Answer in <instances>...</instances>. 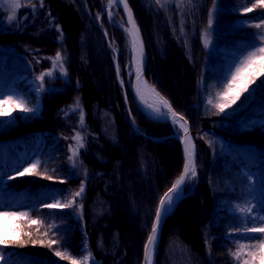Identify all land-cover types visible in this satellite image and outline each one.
Returning a JSON list of instances; mask_svg holds the SVG:
<instances>
[{
    "label": "trees",
    "instance_id": "1",
    "mask_svg": "<svg viewBox=\"0 0 264 264\" xmlns=\"http://www.w3.org/2000/svg\"><path fill=\"white\" fill-rule=\"evenodd\" d=\"M127 1L144 39L146 72L154 75L146 79L171 107L188 119L195 145L198 178L186 182L187 196L163 224L156 264H242L244 259L251 260L247 248L240 262L232 253L237 251L238 244H258L259 240L252 237L264 235L242 234L251 222H245L237 210L238 206H247L249 183L257 185L259 197L258 181L264 179V83H261L264 77L250 85L251 92L224 113L218 112L208 100L215 99L222 90L229 69L254 50V45H260L258 33L264 29L254 25L264 23L261 20L264 8L244 13L245 5L252 6L248 0H215L212 23L215 41L209 50L203 46L202 32L213 0L205 1L201 14L194 17L196 23L187 21L184 35L177 15H168L157 1ZM21 3L15 20L6 21V14L0 10V91L12 92L14 97L32 103L26 78L21 77H34L41 109L30 123L0 132V141L21 138L32 150L35 135L40 134L44 145L31 162H40L34 175H20L31 164L21 166L15 151L6 150L7 168L14 166L17 172L0 176V209L14 211L12 208L17 206L18 211L28 212L30 219L43 223L30 226L28 220L9 222V227L19 224L22 233L31 235H21L23 246H0V253L7 254L13 264H69L57 257L55 250L67 251L77 259L81 240L88 245L90 264H129L133 254L131 264H141L143 246L159 201L176 179L182 158L179 143L170 133L171 125L142 116L128 88L124 96L120 94L115 64L125 78L128 61L126 24L121 11L117 10L122 21L117 26L110 24L105 14L99 23L107 0H21ZM76 27V35L72 36ZM102 30L112 47L117 48L116 63ZM82 47L87 55L84 65L91 66L92 56L94 70L96 63L103 66L100 70H104L103 82L108 83L106 90L92 85L88 91L84 85L85 71L79 68ZM57 52L63 57L64 73L58 66L53 67L52 58ZM156 66L167 70L178 66L183 97L170 85L169 77L155 74ZM49 71L52 76H45L43 82L37 80ZM92 95L100 97L93 99ZM14 111L20 114L18 108ZM77 133L83 138V147L70 160V148L76 146ZM155 146L161 151L157 152ZM95 147L101 148L102 159L94 153ZM170 152L175 163L167 172L158 154ZM248 173L252 177L246 182ZM45 175L52 179H46ZM82 184L84 192L75 197ZM50 196H70L74 203L65 209H48L42 202ZM96 199L100 205L98 217L92 212ZM199 212L200 216L194 215ZM128 216L134 219L136 247L124 239L130 227ZM186 219L196 224L192 234L177 227ZM49 225L54 227L46 237ZM50 238L59 243L52 248L39 243ZM259 254L264 255V251ZM254 264H260L259 260Z\"/></svg>",
    "mask_w": 264,
    "mask_h": 264
},
{
    "label": "snow or ice",
    "instance_id": "2",
    "mask_svg": "<svg viewBox=\"0 0 264 264\" xmlns=\"http://www.w3.org/2000/svg\"><path fill=\"white\" fill-rule=\"evenodd\" d=\"M118 2H123V0H118ZM159 3L160 0H157ZM111 5L112 0H109ZM214 8L212 12H209L208 25L211 28L213 23V13L215 10V0H213ZM248 3H251V7L246 5L243 7L244 13H250L255 8L260 7L264 8V0H255L253 3L252 0H248ZM0 5L7 6L10 10L9 21L16 19V13L18 9L22 6L21 0H0ZM124 8L127 11L128 23L131 26L127 28L126 31L129 33L131 38V45L133 52L135 53L134 61L136 63V73L138 82L142 80V56H143V46L140 41L139 29L136 27L135 22L132 17L131 11L128 9L127 3H124ZM261 20L264 21V16L261 17ZM257 29H264V23H257L254 25ZM259 39L261 41L259 46H253L254 50H250L244 55L237 63L229 69L228 75L224 78L221 87L222 90L216 93L215 99L210 98L208 103L217 109L218 112L224 113L226 109L231 108L232 105H236L237 101L241 100V97L245 93H250V85L254 84L259 77H264V31L258 33ZM205 47L208 46V34L205 33L204 38ZM63 57L60 52H57L56 55L52 58L53 67H59L61 73H64V65L62 63ZM119 74V70H118ZM51 71L42 73L37 77V80L43 82L45 76H52ZM264 83V81H261ZM40 88L43 89V83L40 84ZM152 93L158 99L159 104H162L164 108L168 110V113L171 114L174 123H179L180 128L183 129L186 139H185V163L183 167V172L172 184L171 188L164 194V196L159 201V206L156 209L155 221L151 227V233L148 235L146 243L144 245V256L145 264H153V255L156 249L158 233L160 228V222L163 216L171 210L173 203L176 199L179 198L178 190L180 186L185 182L187 178L196 176L195 160H194V145L190 138H188V122L184 119L183 116H178V114L173 111L169 102L155 91V89H150ZM137 94L140 95L142 101L144 97L140 92V89L137 88ZM77 106H79V101L77 100ZM147 107L152 109L153 112L161 114L160 107L155 104H147ZM13 108H18L22 112H34L36 109L27 107V104L23 98L14 97L12 94L7 96L3 92H0V116H7L11 114ZM83 113L81 112V124H83ZM76 146L70 148L72 155L69 159H73L78 155V148L83 147V138L77 133L75 136ZM40 166V162L32 163L30 167L25 168L23 172L19 173L20 175H34L36 174V169ZM190 174V176H189ZM252 173H248L246 176V182L250 181ZM46 179H52V177L45 175ZM63 183V181H60ZM259 183V197H257V185L249 183V199L247 201V206H238L237 210L241 213L245 219V222H251V226H246L242 230V234L247 233H261L264 234V179L258 181ZM84 192V185L82 184L74 196L79 197ZM256 201V202H254ZM74 199H69L66 202L61 203V201L56 200L53 203H45L43 206L48 209H65L73 205ZM21 220H28L29 225H41L43 222L40 219H30L28 212L20 211H11V210H0V246L8 247L10 245H21L23 246L24 241L21 239V235H31L30 233H22V229L19 224L13 223L11 227H8L9 222H18ZM54 225H49L48 231L44 233V236H48V232ZM252 239L259 240L258 244H238L237 251L232 253L234 259L238 262L242 260L245 249H248V255L251 256V260L244 259L242 264H254L258 259L260 264H264V255L259 253L264 251V235L258 237H252ZM33 244L36 241L32 242ZM42 246L47 245V247L52 248L53 245L58 244L57 239H48L46 242L41 240L39 242ZM255 249V251H253ZM55 255L61 260H67L70 264H87L90 259L91 254L84 256L82 260L73 258L67 251H61L59 249L55 250ZM3 258V254H0V259Z\"/></svg>",
    "mask_w": 264,
    "mask_h": 264
},
{
    "label": "rangeland",
    "instance_id": "3",
    "mask_svg": "<svg viewBox=\"0 0 264 264\" xmlns=\"http://www.w3.org/2000/svg\"><path fill=\"white\" fill-rule=\"evenodd\" d=\"M155 1H157V0H155ZM205 1H207V0H160L159 4L163 6L165 11L168 13V15H170V16L177 15V18L179 19V23H180V30L182 32V35H184V34H186L185 25H186L187 21L189 20L190 23H196V19L194 17L198 16L199 12L201 14L202 9L205 8V6H206ZM211 3L213 5L210 6V8L208 9L209 12H212L213 7H214V3L213 2H211ZM215 6H216V4H215ZM107 8L108 9H107V12L105 15V19L108 22H110V24L121 26L122 21L118 15L117 9L115 7L110 9V4ZM0 10H2L6 14V17H7L6 21H8L9 15H10V10L7 8V6H3V5H0ZM208 20H209V18H208ZM65 25H66V23H65ZM77 29H78V27L72 29V36L76 35ZM101 29H103V28H101ZM140 31H141V29H140ZM206 32L208 34V40H209L207 47H205V43H204V38H205ZM69 33L70 32L68 30V34ZM141 34H142V32H141ZM102 35L105 39L106 38V32L104 30H102ZM202 41H203V46L205 48H207L209 50H211L213 48L215 37H214L213 32H212V26H211V28H209L208 22H207V25L204 27L203 32H202ZM125 47H126L125 51H126L127 60H128L126 62V66H125V68H126L125 70L127 73L133 68L134 52L132 49L130 38L128 37L126 32H125ZM81 49L82 50H81V56H80V60H79L80 61L79 62L80 63L79 68L81 70L85 71L84 80H85L86 84H84V85L86 86L87 90L90 91L93 87L92 85H94L97 88H101L102 90H106L108 83H107V81L103 82L104 70H100V68H102L103 66H99V63H96V65H97V66H95L96 70H94V66H93L94 63H92V62L93 61L95 62V60L92 56H91V60L93 59V61L91 62V66H90V64L88 66L84 65L83 59L87 57L86 52H85L86 48L84 49L82 47ZM114 51H116V53H118L117 48L115 46H114ZM145 53H146V66H147L148 57H147L146 49H145ZM177 67L173 66L172 69L171 70L168 69L169 70L168 71L163 66H159L158 68L156 66L155 74L156 75L158 74L159 77H163V75H165V77H169L170 85L173 87V89H175V91L178 95L183 97L184 93H182L183 91L180 88V86L182 85L181 84L182 79H181V76L179 74H181V73L179 71L180 69H178ZM152 76H154V75L152 74ZM152 76H151L150 72H148V73L146 72V67H145L144 74H143L144 79L142 81L149 83L152 86V88H154L156 90V92L159 93V95H161L160 92L155 88V86L153 84H151L146 79V77L150 78ZM21 78L22 79L26 78L25 84L28 86L27 90L31 91V93H32V101L33 102L32 103L26 102L27 107L34 108L36 110L34 112H29V113L20 111V114L17 115L14 111V108H13L11 110L10 115L0 116V132H8L11 129L17 127L19 124L30 123V121H32V119H34L40 112L41 102H40V97H39V89H38L37 83L35 81V78L34 77H27V75H23ZM120 83L122 84L120 94L122 96H124L127 93V91H126V89H127L126 77L124 78L123 76L120 75ZM0 92H3L5 96H7L9 94H12L13 96L15 95L12 92H9L6 90L0 91ZM92 96H93V99L100 97V95L99 96L98 95H92ZM17 97H19V96H17ZM103 97L105 99L108 98V96H103ZM132 100L135 104L134 99H132ZM135 106L138 109V111L140 112V110L136 104H135ZM172 109L176 113H178L179 115L183 116L187 120V122L189 123L188 119L184 115L179 113L175 108L172 107ZM141 115L144 116L146 119H148L144 114L141 113ZM140 117L138 119H140ZM135 119H136V117H135ZM142 122H143V120H142ZM143 124L149 126L147 123H143ZM189 126H190V123H189ZM149 127L153 128V126H149ZM153 129H155V128H153ZM190 132H191V128H190ZM103 133H104L103 135L105 137L106 133L105 132H103ZM170 133L173 136V131ZM43 145H44V139L42 138V136L40 134L35 135V143H34L32 150L28 149V146L24 143V141L21 138H16L14 140H9V141H0V175L5 176L9 172L10 173L17 172L16 167H12L9 170L7 169V166L5 163V152H6V149L8 147L12 148L15 151L17 158H18V161H19V164L21 166H26V165L31 164V162L35 158V156L41 151ZM99 146H101V145L99 144ZM105 147L108 148L109 146L106 144ZM151 148L153 149L154 147L151 146ZM179 148H180V152H181L182 165L180 166V171H179L178 175L176 176V179L180 175V173L182 171V166H183V156H182V151H181L180 145H179ZM156 150H157V152L161 151L160 149H157V147H156ZM94 153L100 159H102L104 157V155L102 154L103 152H102L101 148L95 147ZM116 155H118V153H116ZM116 155H115V157H116ZM158 156L160 157V163L166 168L167 172H170L171 168L174 166V163H175V157H174L173 152L168 153V155H165V154L163 155L162 153H160V154H158ZM197 178H198V173H197V169H196V176L190 177L188 180L189 181H195ZM175 180H174V182H175ZM69 199H73V198L70 196H68L66 198H61L58 196H50V197H46L44 199L43 205L45 203H53L56 200H59V201H61V203H63ZM95 203L96 204L92 207V212H93L94 216L98 217L97 215L100 214V210L98 208L100 206L98 203V199L95 200ZM113 204H117V202L114 201ZM19 209L20 208L17 206L12 208V210H14V211H18ZM0 210H5V209H0ZM194 215H196L198 217V216H200V212L195 213ZM127 218L129 219L128 223L130 224V227H129V231L127 230V233H126V236L124 239L127 243H130L131 246L136 247L138 237H136L135 232L132 231V225L134 224V219H132V217H130V216H128ZM186 220L178 223L177 227L184 233H190V234L194 233V230L196 229V224H194L192 220H187V221ZM9 226H10V224L8 225V227ZM0 230H3V229H0ZM160 235H161V233H160ZM79 242L81 243V246L79 247L80 253L77 256V259L82 260L84 256L89 255V248H88V245L86 244V242L81 241V240ZM112 247H115V244L112 245ZM133 247H131V250L133 249ZM143 248H144V246H143ZM111 250H113V249L111 248ZM156 251H157V249H156ZM142 255H143V253H142ZM134 257H135L134 254L131 255V259H129V264L134 262ZM90 261L91 260L89 259L87 264H90ZM141 261H142V258H141ZM141 261H140V263H141ZM0 264H13V263L8 258V255L3 254V258L0 259ZM62 264H68V263H62ZM137 264H139V263H137Z\"/></svg>",
    "mask_w": 264,
    "mask_h": 264
},
{
    "label": "water",
    "instance_id": "4",
    "mask_svg": "<svg viewBox=\"0 0 264 264\" xmlns=\"http://www.w3.org/2000/svg\"><path fill=\"white\" fill-rule=\"evenodd\" d=\"M115 6L120 9L122 15H123V18H124V21L127 25V28H130L131 26L129 25L128 23V15H127V11L125 10L124 8V3H127L128 5V9L131 11L132 13V17H133V20L135 22V25L136 27L139 29V35H140V41L142 42V46H143V56H142V80L144 79L143 78V74H144V70H145V67H146V53H145V44H144V40H143V37H142V34H141V31H140V28H139V25L136 21V18L134 16V13L130 7V5L128 4V1L127 0H123V2H118V0H113ZM129 35V33H128ZM130 37V36H129ZM131 40V38H130ZM141 80V81H142ZM137 80V73H136V70L134 71L133 73V78H132V82H131V85L129 86V89H130V92L132 94V97L135 101V104L137 105V107L139 108L140 112L142 114H144L148 119H150L151 121L153 122H157V123H169L171 125V129L173 131V137L179 142V145L181 147V151H182V156H183V166H182V171L181 173L183 172V167H184V163H185V152H184V148H185V139H186V136H185V133L182 132V135H181V132L180 130L178 129V123H174L173 122V119L171 117V114H169V116H165V115H161V114H157L155 112H153L152 110H150L144 103L143 101L141 100V98L138 96L137 94V88H138V84L141 82ZM152 87V86H151ZM154 89V88H153ZM156 91V90H155ZM161 96V95H160ZM174 111V110H173ZM178 114V113H177ZM178 116H181L178 114ZM185 119V118H184ZM186 120V119H185ZM188 129H189V132H188V138L191 139L192 141V144H193V139H192V135H191V132H190V126H189V123H188ZM194 145V144H193ZM194 160H195V150H194ZM180 173V175H181ZM179 175V176H180ZM178 176V177H179ZM190 176V174H189ZM177 177V178H178ZM188 179V178H187ZM187 179L185 180V182L180 186V189L178 190V196L179 198L175 200V202L173 203L172 205V208L171 210L167 213V215L163 216L162 219H161V222H160V228H159V233H158V240H157V245H158V242H159V239H160V233H161V230H162V227H163V224L166 220V218L175 210V208L177 207V205L179 204V202L187 196V193L184 192V189H185V184H186V181ZM164 196V195H163ZM156 217V215H155ZM155 221V219H154ZM154 223V222H153ZM151 233V231H150ZM149 233V234H150ZM147 240V239H146ZM146 243V241H145ZM145 245V244H144ZM157 245H156V249H157ZM156 249H155V252H154V264H156ZM141 264H145V256H144V248H143V255H142V261H141Z\"/></svg>",
    "mask_w": 264,
    "mask_h": 264
},
{
    "label": "bare ground",
    "instance_id": "5",
    "mask_svg": "<svg viewBox=\"0 0 264 264\" xmlns=\"http://www.w3.org/2000/svg\"><path fill=\"white\" fill-rule=\"evenodd\" d=\"M67 27L69 28V32L71 33V29H70L68 24H67ZM134 56H135V53H134ZM135 70H136V63L133 59V71H135ZM138 88L140 89V92L144 97L143 103L146 106H147V104H155L156 106L160 107L161 115L169 116L168 110L166 108H164L162 104H159L158 99L155 96V94L150 91V89H153V88L149 85V83H147L145 81H141L138 84ZM138 96L140 97V95H138ZM150 110H152V109H150ZM178 129L180 130L181 135H182V132L184 133V131L182 128H180L179 123H178ZM153 264H154V255H153Z\"/></svg>",
    "mask_w": 264,
    "mask_h": 264
}]
</instances>
